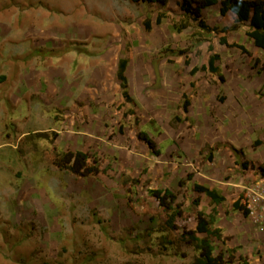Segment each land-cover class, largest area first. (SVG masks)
<instances>
[{"label": "rangeland", "instance_id": "obj_1", "mask_svg": "<svg viewBox=\"0 0 264 264\" xmlns=\"http://www.w3.org/2000/svg\"><path fill=\"white\" fill-rule=\"evenodd\" d=\"M14 1L29 35L10 32L0 44V264H201L199 241L184 229H195L197 210L214 207L226 241L211 239L215 254L235 248L226 264H264V50L248 25L222 32L234 14L214 4L203 18L216 28L204 30L183 0H0L1 16L12 20ZM68 21L87 22L92 35H45ZM72 137L107 171L79 177L56 166L54 152L69 143L59 138ZM185 172H199L225 200L191 191ZM171 180L183 209L176 228L148 192ZM241 195L249 216L233 208Z\"/></svg>", "mask_w": 264, "mask_h": 264}, {"label": "trees", "instance_id": "obj_2", "mask_svg": "<svg viewBox=\"0 0 264 264\" xmlns=\"http://www.w3.org/2000/svg\"><path fill=\"white\" fill-rule=\"evenodd\" d=\"M133 2H147V3H159L162 6L167 5L170 0H132ZM220 4V12L226 14L227 12H232L234 14V21L231 25L223 26L220 30L226 32L228 30H236L244 23L248 25V30L246 34L253 41V43L264 50V0H183L181 3V8L188 15L196 20L198 27L211 31L216 27L210 26L205 19L203 18V9L214 5ZM162 15H159L156 19L157 23H161ZM146 29H151L152 21L151 19H146L144 21ZM188 26V21H183L182 27ZM223 43L227 44V38L221 37ZM243 52L251 54L249 50L244 47V45H238ZM211 50L214 48L211 46ZM220 59L219 53H213L209 59V69L213 72L218 71V67L215 66V62ZM259 58L255 59V63H260ZM127 66V60L122 59L119 64L118 77L121 79V86L123 93L126 95V98L129 99L128 94V80L125 75V69ZM264 66V63H263ZM220 78H223V75H220ZM188 105V102H185L184 107ZM137 137L139 140L144 142L148 149L151 152L159 156L162 151L158 146L156 140L149 134L148 131L144 129L137 130ZM54 135L57 136V132H54ZM207 158L211 160V152L208 154ZM53 163L61 169L70 171L71 173L79 177H87L91 174H96L100 172H106V168H102L100 165L99 158H91V155L83 150H64V151H55L53 155ZM243 166L247 167V163L243 162ZM260 175L264 177V164L259 167ZM193 178L192 173H188L186 179L191 180ZM134 181H139L138 178ZM126 183V179H124ZM179 184L182 186L185 184V180L181 179ZM193 192L205 193L215 205L221 204L225 200V196L221 191L216 187H208L200 183H194L192 187ZM127 191H131L130 188H127ZM148 192L157 199L159 205L163 207L168 212L167 225L170 228H176L177 225L175 220L178 216L183 214L182 204L177 200V194L169 188H148ZM244 198L243 195L239 199L235 200L233 203V208L235 210L241 211L245 216H249L251 209L247 204H242L241 200ZM130 199V197H129ZM200 196H196L193 199L195 205L200 204ZM218 215L217 208L209 213H206L202 210H197L196 212V227L195 229H184V234H188L191 238H195L199 241L198 249L200 251V262L201 264H226L227 262H233L236 257L235 248H225L219 253L215 254V247L212 243V238L220 240L223 244L226 245V241L223 235L222 228L215 225ZM197 233H203L206 236L202 238H197ZM228 253V254H227ZM242 259V257H239ZM243 260V259H242ZM242 264H248L244 261Z\"/></svg>", "mask_w": 264, "mask_h": 264}, {"label": "crops", "instance_id": "obj_3", "mask_svg": "<svg viewBox=\"0 0 264 264\" xmlns=\"http://www.w3.org/2000/svg\"><path fill=\"white\" fill-rule=\"evenodd\" d=\"M18 3H19L18 1H14L13 6L10 8L9 14L13 16L12 20L10 19V17L7 18L6 15L5 16L0 15V44H3L8 39L10 32H11V35H25V34L29 35L28 33L24 34V23L19 22L18 19L16 18ZM88 25L89 24H87V22L78 21V22L73 23L71 21H68L67 23H64L63 25H60V26L53 25V29L49 30V32L45 31V35H55V36H58L60 40H63V39L69 40L73 38L81 39V38L86 37L87 35H92V29H90ZM57 74L58 73L56 72L53 74L54 82H56L55 80H57ZM66 139H67V142H69L66 145V148L68 146V149H71V150H83L80 148L78 139L75 137L63 138V139L59 138V142H62V140L65 141ZM61 148L66 149L65 146L63 145ZM184 174H186V172ZM186 177H187V174H186ZM191 182L192 183H189V180H187V184H188L187 186H189L191 191H192V187L195 182L211 187V183L209 181H206L204 178L200 177L199 172L194 173L193 179L191 180ZM178 186L179 185H175L174 181L171 180V183H168L167 186H163V188L167 187L171 189L172 191L176 192ZM201 196L203 195L201 194Z\"/></svg>", "mask_w": 264, "mask_h": 264}]
</instances>
